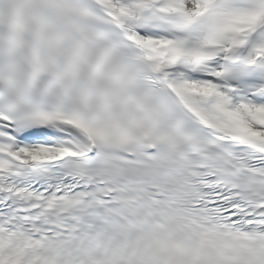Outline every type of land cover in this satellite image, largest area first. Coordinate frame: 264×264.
<instances>
[{
  "label": "snow or ice",
  "instance_id": "obj_1",
  "mask_svg": "<svg viewBox=\"0 0 264 264\" xmlns=\"http://www.w3.org/2000/svg\"><path fill=\"white\" fill-rule=\"evenodd\" d=\"M0 264H264V0H0Z\"/></svg>",
  "mask_w": 264,
  "mask_h": 264
}]
</instances>
